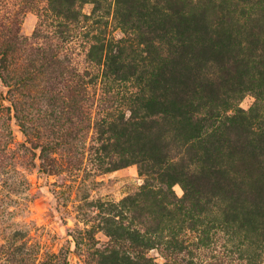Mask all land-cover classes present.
I'll use <instances>...</instances> for the list:
<instances>
[{
    "label": "trees",
    "instance_id": "trees-1",
    "mask_svg": "<svg viewBox=\"0 0 264 264\" xmlns=\"http://www.w3.org/2000/svg\"><path fill=\"white\" fill-rule=\"evenodd\" d=\"M85 4L92 5L89 16L82 12ZM47 6L57 18L60 31L54 34L66 35L64 43L81 22L92 19L97 24L110 15L125 36L116 41H106L100 33L91 36L86 60L96 74L84 71L71 86L72 108L60 107L49 89L39 131L26 121L20 84L8 91L7 109L24 136L16 150L27 159L16 162L8 124L0 132V203L27 186L18 167L58 176L78 170L86 155L101 174L136 165L142 179L138 192L110 213L96 208L91 228L137 264H158L146 256L156 247L166 252L162 264L181 261L174 233L163 228L173 221L172 208L177 222L205 246L208 235L218 230L201 226L212 199L232 201L246 192L253 195L255 207L264 206V115L256 108L247 115L241 110L227 115L244 94L264 99V0H48ZM34 53L41 60L54 59L48 60L40 47ZM211 66L218 72L205 77ZM131 80L135 91L116 115L97 105L96 94L88 89L98 82ZM176 185L183 193L180 198L173 191ZM246 217L264 244V226L256 225L262 216L250 211ZM224 221L236 223L234 217ZM84 234L93 241L86 228ZM1 237L0 264H68L66 251L40 256L17 231Z\"/></svg>",
    "mask_w": 264,
    "mask_h": 264
},
{
    "label": "rangeland",
    "instance_id": "rangeland-1",
    "mask_svg": "<svg viewBox=\"0 0 264 264\" xmlns=\"http://www.w3.org/2000/svg\"><path fill=\"white\" fill-rule=\"evenodd\" d=\"M47 5L48 0H0V132L9 124L13 142L10 147L16 151L17 163L25 162L27 155L23 157L16 150L24 143V136L13 117V111L7 109L10 105L8 91L15 84H20L18 96L26 121L39 131L45 100L56 96L60 99V107L72 108L75 95H71V86L79 82V76L84 71L96 74L97 69L86 60L91 36L100 33L106 41H116L125 36L110 15L97 20V24H93L92 19L81 22L73 30L72 38H67L64 43L62 40L66 35L63 34L61 38V33L54 34L60 30L56 28L57 18ZM91 10L90 4L82 7V12L87 16ZM37 47L44 49V56L48 60L51 56L55 60H41L34 53ZM217 72L218 69L211 66L205 69L204 74L208 77ZM84 80H89V76ZM69 86L71 88L67 89ZM134 86L133 80L123 84L109 81L98 82L88 89L96 94L97 105L102 104L108 115H116L118 110H123L121 106L129 92L135 91ZM49 89L52 90L51 95ZM70 96L71 100L68 99ZM255 108L264 115V99L256 100L252 94H244L239 101L231 104L227 115H234L239 110L247 115L249 110ZM90 136L91 133L87 142ZM86 158L87 155L78 170L65 171L58 176L43 174L37 167L28 170L18 167L20 173L26 176L27 186H20L21 193L9 194L11 201L0 203V246L4 243L3 234L17 231L23 241H28L39 250L40 256L66 251L68 264L138 263V260L128 261L124 249L120 252L109 238L96 228H91L95 214L99 213L96 208L110 213L123 198L138 192L142 179L137 166L129 165L101 174L94 171L92 163ZM36 163L39 164V161L36 160ZM173 191L177 198L183 194L178 185L173 187ZM2 192L6 193L4 190ZM253 198V195L239 192L232 201L224 197L212 199L206 208L207 213L201 217V226H215L218 230L215 236L212 237V233L208 235L209 241L202 243L205 246L199 244L195 232L186 231L184 224L177 222V211L172 208L173 221L164 224L163 228L174 233L183 264H264V244L257 235L258 229L252 230L244 221L248 212L257 211L262 216L256 219L257 228L264 226V206L255 207L250 201ZM102 216L105 218L106 215ZM226 216L234 217L236 223H224ZM85 228L90 231L93 241L84 234ZM110 230L115 228L110 227ZM168 232L164 231L163 236H169ZM76 241L79 243L77 246ZM239 244L243 247L239 248ZM165 254L163 248L156 247L148 250L146 256L162 264Z\"/></svg>",
    "mask_w": 264,
    "mask_h": 264
}]
</instances>
